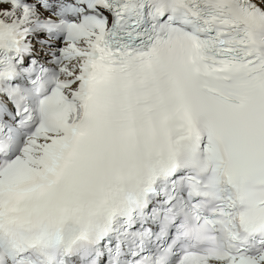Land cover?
I'll list each match as a JSON object with an SVG mask.
<instances>
[{
	"label": "snow or ice",
	"instance_id": "snow-or-ice-1",
	"mask_svg": "<svg viewBox=\"0 0 264 264\" xmlns=\"http://www.w3.org/2000/svg\"><path fill=\"white\" fill-rule=\"evenodd\" d=\"M0 264H264V0H0Z\"/></svg>",
	"mask_w": 264,
	"mask_h": 264
}]
</instances>
